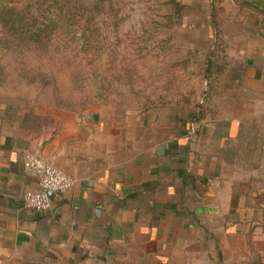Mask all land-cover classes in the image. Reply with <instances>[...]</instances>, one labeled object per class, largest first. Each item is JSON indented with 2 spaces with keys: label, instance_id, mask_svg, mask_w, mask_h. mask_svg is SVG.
Instances as JSON below:
<instances>
[{
  "label": "crops",
  "instance_id": "crops-1",
  "mask_svg": "<svg viewBox=\"0 0 264 264\" xmlns=\"http://www.w3.org/2000/svg\"><path fill=\"white\" fill-rule=\"evenodd\" d=\"M178 1L239 64V102L194 121L0 99V264H264V0ZM28 154L76 181L44 212Z\"/></svg>",
  "mask_w": 264,
  "mask_h": 264
},
{
  "label": "rangeland",
  "instance_id": "rangeland-1",
  "mask_svg": "<svg viewBox=\"0 0 264 264\" xmlns=\"http://www.w3.org/2000/svg\"><path fill=\"white\" fill-rule=\"evenodd\" d=\"M209 30L206 10L178 0H0V99L43 112L212 118L242 86L228 82L239 64L223 40L210 49Z\"/></svg>",
  "mask_w": 264,
  "mask_h": 264
},
{
  "label": "built area",
  "instance_id": "built-area-1",
  "mask_svg": "<svg viewBox=\"0 0 264 264\" xmlns=\"http://www.w3.org/2000/svg\"><path fill=\"white\" fill-rule=\"evenodd\" d=\"M25 168L38 179L39 190L27 192L24 205L34 212H44L51 208L53 194L67 193L76 184L75 179L57 168L50 160L38 155L28 154Z\"/></svg>",
  "mask_w": 264,
  "mask_h": 264
},
{
  "label": "trees",
  "instance_id": "trees-1",
  "mask_svg": "<svg viewBox=\"0 0 264 264\" xmlns=\"http://www.w3.org/2000/svg\"><path fill=\"white\" fill-rule=\"evenodd\" d=\"M34 37H36V38H37V37H39V35H38V34H36ZM216 66H217V65H215V64H214V68H215V69H216ZM195 120H196V119H195ZM195 120H194V121H195ZM200 120H201V119H200ZM200 120H199V121H200ZM196 121H198V120H196Z\"/></svg>",
  "mask_w": 264,
  "mask_h": 264
}]
</instances>
